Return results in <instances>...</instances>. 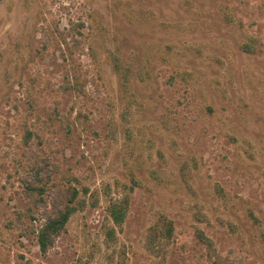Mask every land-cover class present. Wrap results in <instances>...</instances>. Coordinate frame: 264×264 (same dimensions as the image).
<instances>
[{
	"label": "rangeland",
	"instance_id": "obj_1",
	"mask_svg": "<svg viewBox=\"0 0 264 264\" xmlns=\"http://www.w3.org/2000/svg\"><path fill=\"white\" fill-rule=\"evenodd\" d=\"M197 229L264 264V0H0V264H212Z\"/></svg>",
	"mask_w": 264,
	"mask_h": 264
},
{
	"label": "trees",
	"instance_id": "obj_2",
	"mask_svg": "<svg viewBox=\"0 0 264 264\" xmlns=\"http://www.w3.org/2000/svg\"><path fill=\"white\" fill-rule=\"evenodd\" d=\"M27 189L31 190V193L33 194L32 201L36 206L33 210H38L39 214L42 208L44 209L43 216L35 215V213H33L32 216L41 221L38 228V241L41 250L43 252H48V250L54 245L59 234L64 230L67 221L75 210L76 205L74 202L78 191L71 187L69 190L66 189L65 192H61V201H53L52 206L49 209L48 202L46 201L47 189H45L44 184H40L39 181L37 184L27 185ZM35 192L40 194V196L36 197ZM124 216L125 213L119 219L123 221ZM173 228L172 220L168 219L166 216L161 217L159 223L155 224L151 229L154 233L149 235L148 248L151 251H154L155 237H158L159 241L163 238L169 239L173 233ZM196 232L198 239L205 244L210 255H212L216 250L213 240L207 236L202 229H197ZM212 264H222V259L219 253Z\"/></svg>",
	"mask_w": 264,
	"mask_h": 264
}]
</instances>
